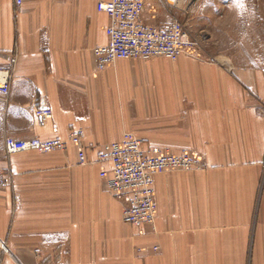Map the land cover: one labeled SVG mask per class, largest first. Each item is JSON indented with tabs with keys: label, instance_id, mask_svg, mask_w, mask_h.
<instances>
[{
	"label": "crops",
	"instance_id": "crops-1",
	"mask_svg": "<svg viewBox=\"0 0 264 264\" xmlns=\"http://www.w3.org/2000/svg\"><path fill=\"white\" fill-rule=\"evenodd\" d=\"M106 1L0 0V69L12 73L0 92V171L11 177L0 189L9 251L0 262L264 264V0H180L175 14L216 62L120 59L101 70L94 48L109 40L98 10ZM145 2V23L171 24L164 0ZM226 82L247 93H227ZM139 97H157L165 126L163 138L137 135L203 164L155 175L157 218L141 228L123 221L124 200L93 162L100 145L137 130ZM43 107L51 119L36 115ZM73 128L84 133L87 165L70 142L51 153L3 150L7 135L68 140ZM14 194L20 211L9 226Z\"/></svg>",
	"mask_w": 264,
	"mask_h": 264
},
{
	"label": "built area",
	"instance_id": "built-area-1",
	"mask_svg": "<svg viewBox=\"0 0 264 264\" xmlns=\"http://www.w3.org/2000/svg\"><path fill=\"white\" fill-rule=\"evenodd\" d=\"M20 8L24 0H14ZM174 15L167 27L145 23L141 16L145 10V0H109L100 2L98 10L108 14L110 23L107 29L108 43L94 48L98 68L103 70L120 59L168 57L177 60L182 56L216 62L207 58L199 42L194 38L191 26L176 14L180 0H164ZM16 59H12L15 63ZM12 73L9 69H0V92L11 90ZM37 116L43 120L53 117L49 107L37 108ZM83 131L73 128L68 140L62 138L32 137L16 139L4 137V152L12 155L25 151L51 153L65 150L68 142L78 147V164L92 162L87 149L82 144ZM101 165L100 176L107 180L111 192L124 200L122 219L134 227L154 225L157 218L155 201V175L174 170H192L203 167L202 158L194 152L173 153L156 147H146L144 140L134 132L126 131L115 141L100 145L95 161ZM1 185L10 184L6 175L0 179ZM157 251L159 246H154ZM141 250V249H140Z\"/></svg>",
	"mask_w": 264,
	"mask_h": 264
},
{
	"label": "rangeland",
	"instance_id": "rangeland-1",
	"mask_svg": "<svg viewBox=\"0 0 264 264\" xmlns=\"http://www.w3.org/2000/svg\"><path fill=\"white\" fill-rule=\"evenodd\" d=\"M207 58H214L211 57L209 55H207ZM166 59V58H165ZM168 61H171L169 59H166ZM140 61V60H138ZM176 61V60H173ZM229 62H224L223 64H227ZM228 73H232L231 71H227ZM226 92L229 94H237L238 97L239 95H244L247 93V91L243 88L240 87L238 85L237 88H235L233 85H231L229 82H226ZM243 96V97H244ZM134 98L136 97H128V101L131 102ZM141 100V104H142V109L140 110V123L137 126V130H132V132H135L136 135L138 134L139 136H141L140 134H145L148 136L149 135L153 136L155 135V137H162L164 136V126H165V112L163 110V108H158V102L156 101L157 97H139ZM159 98V97H158ZM132 114V111H130ZM131 118V117H130ZM132 120V118H131ZM142 137V136H141ZM145 146L146 147H151V145L147 144L148 140H144ZM168 151V150H166ZM185 151V150H182ZM181 151V152H182ZM190 151V150H187ZM172 152V151H170ZM193 152V151H191ZM7 176L9 177V179H11L10 174L4 170L0 171V179L3 176ZM11 183V182H10ZM7 187H10V184L4 186L0 184V189H5ZM117 197V196H116ZM118 198V197H117ZM119 199V198H118ZM2 202L4 200L3 195H1V199ZM18 199L15 198V194L13 195V203H12V207L10 208L9 211V226H12V224L17 220V217L19 216V211L20 208L18 209V206L16 204ZM4 208L5 206H2V208H0V220L1 221H5V217L6 214L4 213ZM3 237V236H2ZM8 247L6 245V243L3 241V239H0V254L1 257H3V255H6L8 253ZM2 259V258H1ZM0 264H3L0 262Z\"/></svg>",
	"mask_w": 264,
	"mask_h": 264
}]
</instances>
